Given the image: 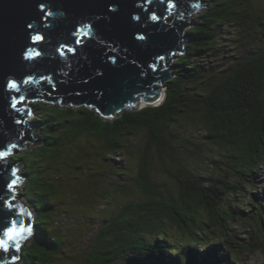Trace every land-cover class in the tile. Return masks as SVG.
I'll use <instances>...</instances> for the list:
<instances>
[{"label":"trees","instance_id":"obj_1","mask_svg":"<svg viewBox=\"0 0 264 264\" xmlns=\"http://www.w3.org/2000/svg\"><path fill=\"white\" fill-rule=\"evenodd\" d=\"M205 4L197 25L186 32L191 43L173 63L176 77L166 83L161 105L124 111L114 120H105L86 107L33 103L39 119L31 123L41 132L39 146L26 154L22 152L28 146L14 151L12 156H16L7 161L23 167L20 175L27 182L23 197L30 181L33 194L38 193L36 188L42 190L43 203L60 192L47 175L52 167L65 164L69 151L73 152L67 144L80 136L100 144L104 161L123 155L128 144L143 137L139 155L129 151L133 168L125 167L127 173L121 174L128 177L131 187L118 188L123 195L139 193L136 202L127 203L105 221L107 227L76 264H239L240 256L264 254V242L254 241L253 236L243 241L234 226L235 219L243 217L240 211L249 212L244 220L256 213L264 235V205L260 203L264 200V50L229 65L218 80L202 84L201 63L216 56L226 27L247 29L251 10L249 0ZM184 119L204 134L205 146L219 153V159H208L212 167L206 174L192 167L190 157L201 155H182L178 149V129ZM83 155L71 158L74 168L87 157ZM158 171L174 181V190L156 176ZM30 172L35 174L33 180ZM34 211V232L22 250L21 263L60 264L66 244Z\"/></svg>","mask_w":264,"mask_h":264},{"label":"water","instance_id":"obj_2","mask_svg":"<svg viewBox=\"0 0 264 264\" xmlns=\"http://www.w3.org/2000/svg\"><path fill=\"white\" fill-rule=\"evenodd\" d=\"M205 7L203 0H0V240L14 222L34 230L15 199L16 165L5 161L40 142L23 104L86 107L105 120L161 105L186 32L197 25L191 17ZM32 232L7 241L0 264H17Z\"/></svg>","mask_w":264,"mask_h":264},{"label":"rangeland","instance_id":"obj_3","mask_svg":"<svg viewBox=\"0 0 264 264\" xmlns=\"http://www.w3.org/2000/svg\"><path fill=\"white\" fill-rule=\"evenodd\" d=\"M203 2H209V0H203ZM249 4L251 10L247 13L249 15L247 29L241 30L233 26L226 27L223 30L222 39L218 42L216 56L201 63L204 66L202 84H205L204 82L207 79L218 80L222 76L223 71L228 69L229 65H238L251 58L257 52L264 50V21L259 20V17H264V0H249ZM203 9L193 14L191 21L198 23V16ZM172 18L173 15L169 16L167 21L171 22ZM245 37H248V39ZM190 43L188 39L185 47L189 46ZM162 67H158V70L162 69ZM201 83H198L199 87H201ZM190 86L200 89L195 85ZM204 86L202 85V87ZM23 106L30 109L33 103H24ZM43 110L46 109L42 108ZM32 112L33 116L28 119L30 123L39 119V114L35 112L34 108ZM30 125L34 129L33 137L40 140L41 132L35 129L36 124L31 123ZM178 131L179 138H181L178 142L180 153L188 156L193 154L201 155L198 158L190 157L193 163L192 167L197 168L200 173L206 174L210 172L212 164L208 159H219V153L216 152L217 149L215 147L211 149L209 145H204V134L189 119L183 120ZM142 140V136L138 137L135 139L134 145L128 144L123 155L106 157V161L102 158L103 151H101L100 144L92 138L80 136L73 143H68V149L73 152L70 153L68 150V159L66 161L63 159L65 164H58V166L52 167L47 175L56 185H59L60 192L57 195H52L47 199L48 202L46 201L45 203L41 201L43 195L41 189L36 188L38 193L33 194L31 181L30 184L28 182L25 193L26 198L21 196L27 182L26 178L20 175L23 169L20 166L19 176L22 177L23 181L20 186H17L16 201L31 212L34 221L36 218L35 209L38 216L43 218L41 223L47 224V229L50 228L55 233H58L64 240L66 244L65 254L61 256L60 264H76L78 260L85 257L96 235L101 229L107 227L108 224L105 221L113 218L115 214H119L122 207L127 203L136 202V196L139 193L123 195L118 188L131 187V183L128 180L126 181L128 177L121 176V174L127 173V167L133 168L129 151L130 149L134 150L133 154L138 156V147H140ZM36 145H28V149L22 153H30L31 150L39 146L38 143ZM83 154L90 157L89 161L84 164L87 161V157H83L81 164L74 168L71 158ZM14 156L8 157L5 161H10ZM35 156L37 157L38 155ZM204 156L207 158H203ZM128 159H130V163ZM36 160L41 163L39 158H36ZM28 176L29 179L31 178L30 180L36 178L33 172H30ZM156 176L163 179L167 188L174 190L175 183L173 180L164 179L165 176L161 171H158ZM107 195L110 196L105 200L104 198ZM28 200L32 203L34 209L30 206ZM260 203L264 205V200H261ZM53 207H55V210ZM239 214L243 217H237L234 226L243 241L249 242L253 236L254 241L264 242L261 226L259 227L257 224L259 221L257 214H252L253 219L249 220H244L249 212L240 211ZM29 242L30 239L21 246V253L29 245ZM238 261L239 264H264V254L260 251L249 253L240 256ZM17 264H22L21 259Z\"/></svg>","mask_w":264,"mask_h":264},{"label":"snow or ice","instance_id":"obj_4","mask_svg":"<svg viewBox=\"0 0 264 264\" xmlns=\"http://www.w3.org/2000/svg\"><path fill=\"white\" fill-rule=\"evenodd\" d=\"M153 20L156 19L155 16L152 17ZM33 39L35 41H41L43 39V37L37 35L35 37H33ZM141 39H143V37H141ZM77 43H80V41H77ZM69 52L73 51V49L69 48L68 49ZM37 55H40V53H37ZM161 59H163V57H161ZM27 83V82H26ZM10 88L12 89H16L17 88V85L15 83H11L9 85ZM21 103H23V99H21L20 101ZM14 108L16 107V104L14 103L12 105ZM29 115H31V113H28ZM16 145H13V148H15ZM5 155V153H0V157H3ZM33 230L32 229H27L24 227L23 223L21 222L20 224V227L17 228L16 227V224L15 222L13 223V226L11 228H9L5 233L4 235L6 236L7 240H0V248H3L5 251L8 250V243L7 241H13L16 239V237L20 236L21 233H24V232H32ZM17 248H19V244L17 243L16 245Z\"/></svg>","mask_w":264,"mask_h":264},{"label":"clouds","instance_id":"obj_5","mask_svg":"<svg viewBox=\"0 0 264 264\" xmlns=\"http://www.w3.org/2000/svg\"><path fill=\"white\" fill-rule=\"evenodd\" d=\"M204 3H205V2H204ZM31 104H32V103H31ZM28 109H29V108H28ZM30 110H31V111H33V109H32V108H30ZM6 162H7V161H6ZM7 163H8V162H7Z\"/></svg>","mask_w":264,"mask_h":264}]
</instances>
